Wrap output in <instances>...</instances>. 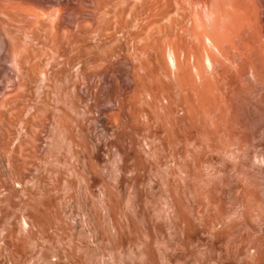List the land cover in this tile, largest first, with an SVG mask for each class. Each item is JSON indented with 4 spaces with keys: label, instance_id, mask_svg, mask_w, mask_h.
Listing matches in <instances>:
<instances>
[{
    "label": "bare ground",
    "instance_id": "6f19581e",
    "mask_svg": "<svg viewBox=\"0 0 264 264\" xmlns=\"http://www.w3.org/2000/svg\"><path fill=\"white\" fill-rule=\"evenodd\" d=\"M263 13L264 0H0V66L31 76V169L70 188L101 177V147L136 177L187 160V69L223 93L263 80Z\"/></svg>",
    "mask_w": 264,
    "mask_h": 264
},
{
    "label": "rangeland",
    "instance_id": "374dc122",
    "mask_svg": "<svg viewBox=\"0 0 264 264\" xmlns=\"http://www.w3.org/2000/svg\"><path fill=\"white\" fill-rule=\"evenodd\" d=\"M14 67L0 66V264H264V77L223 93L189 66L187 160L136 177L101 147L90 154L101 177L70 189L31 169V76Z\"/></svg>",
    "mask_w": 264,
    "mask_h": 264
}]
</instances>
